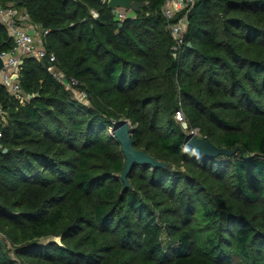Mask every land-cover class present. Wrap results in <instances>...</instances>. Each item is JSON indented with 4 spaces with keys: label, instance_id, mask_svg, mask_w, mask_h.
<instances>
[{
    "label": "trees",
    "instance_id": "obj_1",
    "mask_svg": "<svg viewBox=\"0 0 264 264\" xmlns=\"http://www.w3.org/2000/svg\"><path fill=\"white\" fill-rule=\"evenodd\" d=\"M19 1L0 0L49 31L48 53L88 103L48 60L25 59L24 103L0 83V264H264V0H197L173 20L168 0H135L144 8L124 20L98 0ZM185 16L176 50L169 26ZM14 46L0 23V55ZM180 106L204 139L238 151L194 150ZM124 120L136 149L168 165L135 166L129 187L109 134Z\"/></svg>",
    "mask_w": 264,
    "mask_h": 264
},
{
    "label": "built area",
    "instance_id": "obj_2",
    "mask_svg": "<svg viewBox=\"0 0 264 264\" xmlns=\"http://www.w3.org/2000/svg\"><path fill=\"white\" fill-rule=\"evenodd\" d=\"M197 0H168L163 8L164 15L168 20H173L176 15L182 11L187 13L195 6ZM131 12V11H130ZM129 11L120 9L117 14L120 20L128 16ZM94 19H98L100 14L97 10H91ZM0 23L5 25L14 39L15 46L12 50L4 52L0 57L3 60V67L0 69V83L7 89L13 98L24 103L33 96L26 95L20 85V76L25 59L33 58L38 62L47 61L48 72L62 85L66 90L71 91L75 98L81 102L88 103V95L78 86L79 82L75 78H69L57 65L55 53H48L46 49V36L49 33L43 27L31 22L30 16L26 10H21L15 3L3 5L0 2ZM188 29L187 16L169 26V30L177 43V47L184 41ZM176 121L182 126L188 138L197 136L203 138L200 129L190 125L184 109L180 106L175 112ZM7 122V114L0 105V124ZM115 135V134H114ZM2 133L0 132V140ZM204 139V138H203Z\"/></svg>",
    "mask_w": 264,
    "mask_h": 264
},
{
    "label": "water",
    "instance_id": "obj_3",
    "mask_svg": "<svg viewBox=\"0 0 264 264\" xmlns=\"http://www.w3.org/2000/svg\"><path fill=\"white\" fill-rule=\"evenodd\" d=\"M100 3L108 4L109 8L112 9L114 14L120 9L126 11L138 12L141 8H144L145 4L135 0H98ZM23 0L19 1L21 4ZM3 67V60L0 57V69ZM38 96V94H36ZM9 99L12 100L13 96L10 95ZM115 136L122 145L123 152L126 157V166L122 174V180L129 187L130 182L128 176L132 169L137 165H151L153 167H167L165 163L158 162L153 156L146 153L145 151L136 149L132 138L133 130L131 123L128 120H124L115 126ZM188 145L194 148L198 153L208 156L210 158H217L219 156H232L238 149L229 150L227 148L218 147L213 142L197 137L191 136L188 138ZM7 152V150H5ZM242 155L244 151H241Z\"/></svg>",
    "mask_w": 264,
    "mask_h": 264
},
{
    "label": "rangeland",
    "instance_id": "obj_4",
    "mask_svg": "<svg viewBox=\"0 0 264 264\" xmlns=\"http://www.w3.org/2000/svg\"><path fill=\"white\" fill-rule=\"evenodd\" d=\"M115 126H117V124H116ZM114 131H115V127H110V128H109V134L114 135ZM1 236H2V235H1ZM164 240H165L166 242H168V239H167L166 234L164 235ZM49 241H51V239H49V240H48V239H44V240H43V242H45V243H47V242H49ZM56 241L61 242V239H60V238H57Z\"/></svg>",
    "mask_w": 264,
    "mask_h": 264
}]
</instances>
